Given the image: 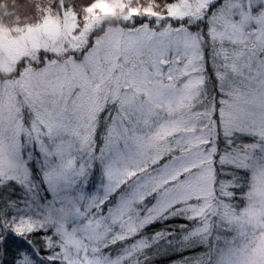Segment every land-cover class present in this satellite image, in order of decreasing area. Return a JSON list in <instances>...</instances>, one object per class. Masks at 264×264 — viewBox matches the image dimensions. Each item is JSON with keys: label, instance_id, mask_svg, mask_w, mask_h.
I'll use <instances>...</instances> for the list:
<instances>
[{"label": "snow or ice", "instance_id": "obj_1", "mask_svg": "<svg viewBox=\"0 0 264 264\" xmlns=\"http://www.w3.org/2000/svg\"><path fill=\"white\" fill-rule=\"evenodd\" d=\"M0 264H264V0H0Z\"/></svg>", "mask_w": 264, "mask_h": 264}, {"label": "trees", "instance_id": "obj_2", "mask_svg": "<svg viewBox=\"0 0 264 264\" xmlns=\"http://www.w3.org/2000/svg\"><path fill=\"white\" fill-rule=\"evenodd\" d=\"M17 3L23 8L30 3V0H17ZM9 259H11V255H9Z\"/></svg>", "mask_w": 264, "mask_h": 264}]
</instances>
